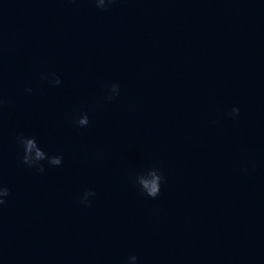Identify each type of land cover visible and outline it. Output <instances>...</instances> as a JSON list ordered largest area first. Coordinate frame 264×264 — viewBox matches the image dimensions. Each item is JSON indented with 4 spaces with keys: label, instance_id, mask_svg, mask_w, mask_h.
Here are the masks:
<instances>
[{
    "label": "clouds",
    "instance_id": "9594fccd",
    "mask_svg": "<svg viewBox=\"0 0 264 264\" xmlns=\"http://www.w3.org/2000/svg\"><path fill=\"white\" fill-rule=\"evenodd\" d=\"M113 0H94L96 6L100 9H105L106 4L112 3ZM54 78L49 81L53 86H58L61 84V79L58 76L53 74ZM42 80L48 79L47 76H41ZM119 84H112L109 89V94L106 96L107 101H112L115 99L117 95H119ZM27 91L31 92L32 89L28 88ZM2 103V101H0ZM240 109L239 107H233L231 110L230 115L232 117L239 116ZM74 123L79 127H86L89 124V117L87 113H82L81 116L74 121ZM17 141L19 142L22 150V163L29 168H35L39 172L44 171V166L41 163L42 161L47 160L50 165L59 166L63 162L62 155H52L49 156L37 143L35 137H26L23 134H19L16 137ZM164 180L162 173L159 169L156 168H149L146 172L138 174L135 178V183L139 185V188L142 193L146 194L148 197L156 198L160 195L161 192V184ZM10 195V190L0 184V206L6 203V199ZM95 196V192L92 190H88L84 193L81 197L82 204H90L89 197ZM136 256L129 257V260L135 264L137 261Z\"/></svg>",
    "mask_w": 264,
    "mask_h": 264
}]
</instances>
